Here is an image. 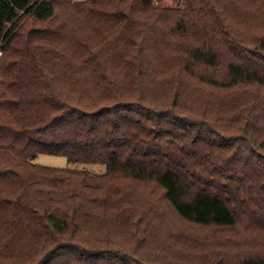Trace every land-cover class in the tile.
I'll return each mask as SVG.
<instances>
[{
  "label": "trees",
  "instance_id": "obj_1",
  "mask_svg": "<svg viewBox=\"0 0 264 264\" xmlns=\"http://www.w3.org/2000/svg\"><path fill=\"white\" fill-rule=\"evenodd\" d=\"M0 264H264V0H0Z\"/></svg>",
  "mask_w": 264,
  "mask_h": 264
},
{
  "label": "rangeland",
  "instance_id": "obj_2",
  "mask_svg": "<svg viewBox=\"0 0 264 264\" xmlns=\"http://www.w3.org/2000/svg\"><path fill=\"white\" fill-rule=\"evenodd\" d=\"M161 2L171 5L173 0H160ZM35 161L40 164L57 166V167H75L87 169L94 173H102L106 171V165L103 163H68V160L63 155L42 153L38 154Z\"/></svg>",
  "mask_w": 264,
  "mask_h": 264
}]
</instances>
